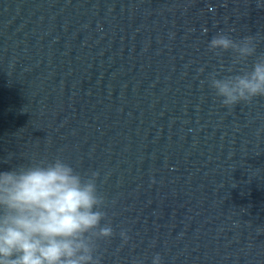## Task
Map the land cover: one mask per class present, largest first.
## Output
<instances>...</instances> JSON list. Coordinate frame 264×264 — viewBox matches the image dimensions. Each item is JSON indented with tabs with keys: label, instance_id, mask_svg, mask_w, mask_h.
Returning a JSON list of instances; mask_svg holds the SVG:
<instances>
[{
	"label": "water",
	"instance_id": "95a60500",
	"mask_svg": "<svg viewBox=\"0 0 264 264\" xmlns=\"http://www.w3.org/2000/svg\"><path fill=\"white\" fill-rule=\"evenodd\" d=\"M219 31L264 54V5L0 0V170L59 155L96 171L102 264H264V96L221 105Z\"/></svg>",
	"mask_w": 264,
	"mask_h": 264
},
{
	"label": "clouds",
	"instance_id": "9594fccd",
	"mask_svg": "<svg viewBox=\"0 0 264 264\" xmlns=\"http://www.w3.org/2000/svg\"><path fill=\"white\" fill-rule=\"evenodd\" d=\"M257 3L264 5V0ZM207 47L216 55L232 53L226 74L212 71L207 76L221 105L230 110L264 96V54H256L253 36L234 39L219 31ZM97 176L59 155L0 170V264H102L98 241L111 237L113 227L110 220L101 223L105 197L98 192ZM119 235L127 241L123 229ZM151 264H161L159 253Z\"/></svg>",
	"mask_w": 264,
	"mask_h": 264
}]
</instances>
